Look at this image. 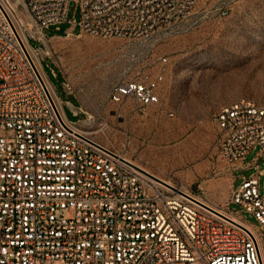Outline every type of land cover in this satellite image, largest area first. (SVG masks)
I'll use <instances>...</instances> for the list:
<instances>
[{"label":"built area","instance_id":"2783aa9c","mask_svg":"<svg viewBox=\"0 0 264 264\" xmlns=\"http://www.w3.org/2000/svg\"><path fill=\"white\" fill-rule=\"evenodd\" d=\"M196 1L25 4L40 36L52 27L59 31L76 2L81 21L69 22L68 36L138 39L183 21ZM120 93L157 101L143 86ZM215 122L221 156L233 172L256 170L237 187L235 179L229 204L241 207L233 212L254 230L155 183L78 134L27 48L8 1L0 0V264H264V103L239 100L221 109ZM255 150L254 161L244 164Z\"/></svg>","mask_w":264,"mask_h":264},{"label":"rangeland","instance_id":"374dc122","mask_svg":"<svg viewBox=\"0 0 264 264\" xmlns=\"http://www.w3.org/2000/svg\"><path fill=\"white\" fill-rule=\"evenodd\" d=\"M7 1L67 118L80 132L246 223L233 212L241 207L229 204L235 179L237 187L256 170L234 173L222 158L215 115L243 99L264 103V0H197L183 21L138 39L68 36L69 22L81 21L76 2L59 31L52 27L40 36L25 0ZM126 86L148 88L157 101L121 95ZM69 102L78 107L79 116ZM257 153L251 152L244 164L252 163Z\"/></svg>","mask_w":264,"mask_h":264},{"label":"bare ground","instance_id":"6f19581e","mask_svg":"<svg viewBox=\"0 0 264 264\" xmlns=\"http://www.w3.org/2000/svg\"><path fill=\"white\" fill-rule=\"evenodd\" d=\"M19 2H20V0H18L17 4H18ZM20 4H21V3H20ZM14 21H15V20H14ZM15 24H16V22H15ZM16 26H17V24H16ZM17 28H18V26H17ZM18 30H19V32H20V34H21V36H22V38H23V40H24V42H25L27 48L29 49V51H30V53H31V55H32V57H33L35 63L37 64L38 68L40 69V71H41L43 77L45 78V80H46V82L48 83L49 87H50L51 89H53L52 86H51V84L49 83V81H48V79H47V77H46L44 71H43V68L40 66V64L38 63L37 59H36V58L34 57V55L32 54V50H31L30 46L27 44L26 37H25L24 34L20 31L19 28H18ZM53 90H54V89H53ZM70 125L73 127V129H74L78 134H80L81 136H83V137L89 139V138L85 135V133L80 132V131L75 127V124H70ZM89 140H90V139H89ZM91 141H92V140H91ZM92 142H94V141H92ZM94 143H96V142H94ZM117 156H118V155H117ZM119 157L122 158V159H124V160H126L127 162L130 163V161H128L127 159L123 158L122 156H119ZM131 164H132V163H131ZM132 165H133V164H132ZM133 166H135V165H133ZM136 167H137V166H136ZM137 168H139V167H137ZM139 169H140V168H139ZM136 170L139 171V172L144 171V172L148 173L147 171H145V170H143V169H140V170H142V171H140V170H138V169H136ZM146 173H143V174H146ZM148 174H149V173H148ZM150 178H151V177H150ZM151 179H152L155 183L161 184V185H163V186H165V187H167V188H174V189L176 190L175 192H176L177 194H179V195L182 196V194L180 193L181 191H179V190L176 189L175 187H173V186H171V185H169V184H167V183L164 184V183H165L164 181H162V182H164V183H161V182H159V181H157V180H155V179H153V178H151ZM174 189H173V190H174ZM183 193H184V192H183ZM184 194H185V193H184ZM186 195H187V194H186ZM183 196H184V195H183ZM192 198H193V197H192ZM193 199H194L196 202L201 203V204H203L204 206H207L208 208H211V209L214 210L215 212H218L219 214H222L223 216H227L228 218H230L231 220H233L234 222H236V223L239 224L240 226H244V227H246V228H249V229H251V230H254V228H253L252 226L247 225V223H243V222L239 221L236 217L229 216V215H227V214H225V213H223V212H221V211H219V210L213 208L212 206H210V205L204 203V202L201 201V200H198V199H196V198H193Z\"/></svg>","mask_w":264,"mask_h":264},{"label":"water","instance_id":"95a60500","mask_svg":"<svg viewBox=\"0 0 264 264\" xmlns=\"http://www.w3.org/2000/svg\"><path fill=\"white\" fill-rule=\"evenodd\" d=\"M90 141V140H89ZM136 169H138V170H140L139 168H137L136 166H134ZM140 171H142V170H140ZM143 173H146V172H144V171H142ZM148 176H150L151 178H153V179H155V180H157V181H159V182H161V183H164V182H162V180H160V179H158V178H156L155 176H153V175H151V174H148V173H146ZM164 184H166V183H164ZM182 195H184V196H186V194H184L183 192H180ZM206 208H208L207 206H205ZM208 209H211V208H208ZM212 210V209H211Z\"/></svg>","mask_w":264,"mask_h":264},{"label":"crops","instance_id":"0c3cea01","mask_svg":"<svg viewBox=\"0 0 264 264\" xmlns=\"http://www.w3.org/2000/svg\"><path fill=\"white\" fill-rule=\"evenodd\" d=\"M55 37H58V36L55 35ZM68 104H69V105L71 106V108H72L73 115L76 116V114H75L76 111H75V110L78 109V107H77V108H74V106H73L70 102H69ZM76 113H78V112H76ZM78 116H79V115H78ZM235 178H236V177H235Z\"/></svg>","mask_w":264,"mask_h":264},{"label":"trees","instance_id":"16d2710c","mask_svg":"<svg viewBox=\"0 0 264 264\" xmlns=\"http://www.w3.org/2000/svg\"><path fill=\"white\" fill-rule=\"evenodd\" d=\"M57 36H63V35H57Z\"/></svg>","mask_w":264,"mask_h":264}]
</instances>
